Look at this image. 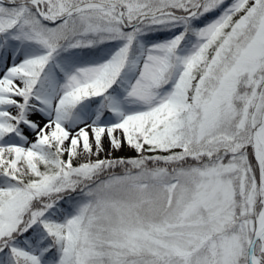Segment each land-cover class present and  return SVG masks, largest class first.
<instances>
[{"label":"snow or ice","instance_id":"1","mask_svg":"<svg viewBox=\"0 0 264 264\" xmlns=\"http://www.w3.org/2000/svg\"><path fill=\"white\" fill-rule=\"evenodd\" d=\"M0 264H264V0H0Z\"/></svg>","mask_w":264,"mask_h":264},{"label":"rangeland","instance_id":"2","mask_svg":"<svg viewBox=\"0 0 264 264\" xmlns=\"http://www.w3.org/2000/svg\"><path fill=\"white\" fill-rule=\"evenodd\" d=\"M121 154H123V153H121Z\"/></svg>","mask_w":264,"mask_h":264}]
</instances>
